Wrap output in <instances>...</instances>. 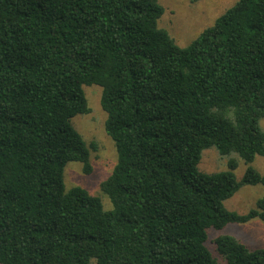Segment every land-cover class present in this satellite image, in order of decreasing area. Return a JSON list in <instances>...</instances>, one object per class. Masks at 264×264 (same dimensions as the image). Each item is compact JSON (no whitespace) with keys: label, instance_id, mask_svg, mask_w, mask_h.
Instances as JSON below:
<instances>
[{"label":"trees","instance_id":"1","mask_svg":"<svg viewBox=\"0 0 264 264\" xmlns=\"http://www.w3.org/2000/svg\"><path fill=\"white\" fill-rule=\"evenodd\" d=\"M158 0H0V264H264V251L207 231L259 219L224 202L261 185L264 0H237L189 45L158 22ZM101 88L116 163L100 189H65L64 166L91 173L71 120ZM247 165L203 173L204 150Z\"/></svg>","mask_w":264,"mask_h":264},{"label":"rangeland","instance_id":"2","mask_svg":"<svg viewBox=\"0 0 264 264\" xmlns=\"http://www.w3.org/2000/svg\"><path fill=\"white\" fill-rule=\"evenodd\" d=\"M237 0H158L164 12L158 25L165 29L179 47H186L203 30L210 27L215 20L229 9ZM88 113L76 115L72 120L73 128L81 135L89 152L91 173L84 174L82 165L76 162L67 163L63 170V183L66 190L80 187L90 195L97 196L104 211L112 209L109 198L102 193L101 183L110 175L115 163L116 152L114 144L106 135L104 122L106 114L100 107L99 96L101 88L97 86L84 87ZM264 131V119L260 121ZM234 158L237 166L233 174L240 181L247 165L236 156L221 157L215 148L202 152L198 170L203 173H217L228 170V161ZM259 174H264V159L256 156L249 164ZM264 190L259 184L241 187L231 198L224 202L228 211L245 215L256 208V203L263 197ZM207 247L217 257L212 240L218 235H229L238 239L249 248L264 251V224L257 218L242 224H229L223 230L207 231Z\"/></svg>","mask_w":264,"mask_h":264}]
</instances>
